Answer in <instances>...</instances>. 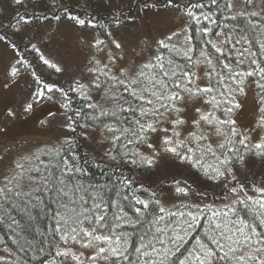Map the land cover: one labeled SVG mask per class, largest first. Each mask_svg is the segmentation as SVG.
I'll use <instances>...</instances> for the list:
<instances>
[{"label": "snow or ice", "instance_id": "snow-or-ice-1", "mask_svg": "<svg viewBox=\"0 0 264 264\" xmlns=\"http://www.w3.org/2000/svg\"><path fill=\"white\" fill-rule=\"evenodd\" d=\"M28 2L4 0L9 7ZM138 3L146 14L160 5L179 9L183 24L154 40L147 55L141 48L128 64L125 45L112 27L100 25L99 13L88 10L92 0H83V15L72 14L62 0H39L42 21L55 9L52 18L68 34L78 33L86 63L69 74L34 37L24 45L67 83L46 82L32 70L36 87L23 111L56 100L59 128L71 135L31 160L9 164L0 180V223H8L21 250L24 240L33 258L43 255L47 264H264V179L251 189L242 179L257 163L264 168V135L254 138L256 129L235 118L238 97L254 83L256 127L264 132V0ZM96 4L111 8L113 0ZM16 16L15 32L23 38L31 21ZM113 21L119 24L120 16ZM0 42H9L2 30ZM19 47L11 43L6 80L32 69L26 56L16 55ZM81 140L101 141L99 152L92 149L97 166L112 161L122 169L143 167L164 175L148 186L123 172L111 185L85 184L84 168L72 154ZM216 186L227 193L219 203L209 200L207 191ZM34 212L50 221L46 231L35 230L38 248L25 237ZM4 253L0 264H11V252L5 248Z\"/></svg>", "mask_w": 264, "mask_h": 264}, {"label": "rangeland", "instance_id": "rangeland-1", "mask_svg": "<svg viewBox=\"0 0 264 264\" xmlns=\"http://www.w3.org/2000/svg\"><path fill=\"white\" fill-rule=\"evenodd\" d=\"M127 1L131 3L134 0H113V5L114 2L122 5H114L112 10L122 8L120 6L127 5ZM5 5L6 3L3 5V1H0V7L3 8L0 14L2 18L10 14V8L7 10ZM179 23L175 11L167 13L152 9L146 14L141 9L134 21L127 20L121 29L113 30L114 36L125 45L124 62L132 63L138 58L136 54L141 48L145 49L147 55V47L152 45L154 40L162 38L163 34L174 31ZM13 35L16 40L26 42L29 37H34V42H39L47 56L62 61L67 66L69 74L78 73L86 63V58L77 43L78 33L68 34L66 26L61 23L33 22L28 26L27 34L23 38L16 33ZM14 36L9 34L7 37L12 40ZM12 56L13 51L10 47L0 42V179L10 171L8 166L11 162L19 160L25 154H32L34 150L49 147L55 141L58 142L60 137V116L51 122V126L39 124L40 118L59 110L57 103L43 101L34 104L31 112L23 111L31 92L27 90L28 79H25L24 75L7 82L5 73ZM120 66L123 67L124 63ZM239 103L241 111L236 120L244 128L256 129L253 132L255 138L260 133L256 127L257 108L252 84L246 87V95L241 96Z\"/></svg>", "mask_w": 264, "mask_h": 264}, {"label": "trees", "instance_id": "trees-1", "mask_svg": "<svg viewBox=\"0 0 264 264\" xmlns=\"http://www.w3.org/2000/svg\"><path fill=\"white\" fill-rule=\"evenodd\" d=\"M3 1L4 0H0ZM127 1L126 3H128ZM186 2V0H177V3L183 4ZM62 3L70 5V10L72 14H80L83 15L85 8L82 6L83 5V0H80L79 3H76V0H62ZM257 3H259V0H257ZM129 4V5H128ZM125 6H120L122 8L115 10H112L114 5H122L120 3L114 2V5L111 8H108L107 6L104 7H98L96 4V0H92V8L88 9L89 11H92L95 9L99 15L97 16V20L99 21L100 25H103L105 27L111 26L112 30H119L122 28L123 23L127 20H133L136 17V14L142 9V5L138 3V0H134L131 3H128ZM7 7V10H10V14L5 15L3 18L0 17V30L5 32L7 36L11 34L16 33L15 29L18 26L17 25V16L16 14L19 13L20 15H23L25 20L33 22H51L54 24H60L61 22L56 21L55 19L52 18V12L55 11V9H52L51 11L48 12L49 19L48 21H42L40 19V6H39V0H30V2L26 3L25 6H11L9 7L7 4L5 5ZM156 11H164L167 13H171L175 11L177 19L180 21L179 26L174 30V31H179L181 25L183 24L182 20V13L179 11V9H164L163 5H160L159 8H154ZM119 10V11H118ZM152 10V9H151ZM237 11L240 9L237 8ZM252 9L249 8L248 11H251ZM7 14V13H6ZM119 15L120 16V23H114L113 21V16ZM220 23L223 24L226 21L224 20V17L221 16L219 17ZM9 23H11V26H9ZM236 23V22H232ZM99 30V29H98ZM195 36V33H193ZM15 39H9L8 38V43L7 45L11 49V43L16 42L20 45L19 49L16 52V55H22L26 56L27 60L31 62L32 64V69H30L27 72H23L20 76L25 79H28V87L27 90L29 92H32L34 88L36 87L34 79L31 75V71L35 70L37 74L41 75L42 78L46 82L54 83V84H60V85H65L66 86V79L63 76V74H57L54 73L53 70L46 68L36 57L35 53H32L30 51H27L24 48V45L27 43L26 41H18ZM197 41L196 39L193 40V44H196ZM236 47H242V45H237ZM12 50V49H11ZM253 50H257V48H253ZM19 76V77H20ZM9 82V80L7 81ZM253 85L254 88V94H255V99H256V108H257V118L256 122L260 117V112H259V103H258V89L256 88L254 83H249ZM248 84V85H249ZM95 98L98 100L99 99V94H94ZM241 97H238V102ZM45 101H52L57 103L59 106V110L56 112H52L51 114L42 117L39 119V124L42 126H51V122L56 117L60 116V105L56 100H45ZM241 109L237 110L235 118L238 117ZM41 121H49L50 123H45L42 124ZM258 129V128H257ZM60 131V137L59 139H63V135H71V133H62V130L59 128ZM260 135H264V132H261L258 129ZM95 134V133H94ZM56 142V141H55ZM54 142V143H55ZM50 145L49 147H44L40 148L37 150H34V152L30 155L25 154L23 155L19 160L23 162L24 160H31L34 155H41V153L44 152L45 149L51 150L53 147H58V142L55 144ZM93 147H95L96 151L99 152L101 150V141L97 140L95 145H93V142L91 140H81L77 141V144L73 148V155L76 157L78 163H80L83 168H84V174L80 177L81 182L85 184H92V185H103V184H109L111 185L112 182H115L121 175V172H123L126 175L132 176L134 180L136 181H143L145 186L148 185H155L158 184L161 180V177L164 175L163 172L157 170V169H146L143 167H135L131 169H122L118 165H116L112 161H107L103 164H100L97 166L96 162V157L95 153L93 152ZM42 159H46V157L41 156ZM87 161V163H85ZM8 173V172H7ZM5 173V174H7ZM174 174L180 175L181 173L175 172ZM4 175L0 180H2ZM242 179L245 180V183L249 186L251 189L253 186H259L260 182L262 179H264V168L261 167L259 163H257L251 172H248L245 177ZM169 183H171V178L169 177ZM138 187L137 184L133 185V188ZM209 193V200H216L217 203L220 202L221 199H224L226 196V190L221 189L219 186H216L214 189L213 188H208L207 189ZM34 216H36V219L31 222V229L32 231H29L28 233L25 234V237L27 240L31 241L32 245L35 248H38L40 246V239L41 237L37 234L35 231L36 229H39L40 232L46 231L50 221L46 216L43 215V213H40L37 215L35 212L33 213ZM19 219V217H17ZM203 223V222H201ZM199 231V229L197 230ZM15 240V237L10 234L9 232V226L8 223L3 222L0 223V255H4V249L7 248L9 252H11V264H41V261H44V264H47V257L41 256L38 258H33L35 256V252L33 249L29 248L27 244L25 243L24 240L20 241V244H24V249L21 250L19 244L14 243L13 241ZM191 243V241H190ZM47 247V245H45Z\"/></svg>", "mask_w": 264, "mask_h": 264}]
</instances>
